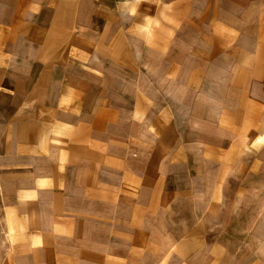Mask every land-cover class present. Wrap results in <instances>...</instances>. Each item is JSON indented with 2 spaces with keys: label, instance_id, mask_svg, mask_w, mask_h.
Returning a JSON list of instances; mask_svg holds the SVG:
<instances>
[{
  "label": "crops",
  "instance_id": "0c3cea01",
  "mask_svg": "<svg viewBox=\"0 0 264 264\" xmlns=\"http://www.w3.org/2000/svg\"><path fill=\"white\" fill-rule=\"evenodd\" d=\"M245 169L264 0H0V264H183L175 230L219 221Z\"/></svg>",
  "mask_w": 264,
  "mask_h": 264
},
{
  "label": "rangeland",
  "instance_id": "374dc122",
  "mask_svg": "<svg viewBox=\"0 0 264 264\" xmlns=\"http://www.w3.org/2000/svg\"><path fill=\"white\" fill-rule=\"evenodd\" d=\"M153 78L166 87L163 77ZM260 178H264V172L257 177H249L246 169L233 172L231 179L227 182L231 190L226 196L231 197L229 199L235 198V202L229 206L230 209H227L228 205L222 207L223 217L219 221H214L213 224H208L205 228L200 226L198 229L195 221L189 220L188 230H175L183 232L181 235L176 233V238L184 241L183 248L186 250L173 254L170 261L182 259L183 264H264V235L254 238L249 234L250 230L247 231L248 234L240 232L242 229H249L254 223L248 217L251 209L262 210L264 205L255 198L263 195L258 192L257 188H253L254 193L246 195L247 189L241 190L239 186L243 185L244 180L255 182ZM239 197L243 199L240 204L236 200ZM194 225H196L195 232H199V235L193 234Z\"/></svg>",
  "mask_w": 264,
  "mask_h": 264
}]
</instances>
